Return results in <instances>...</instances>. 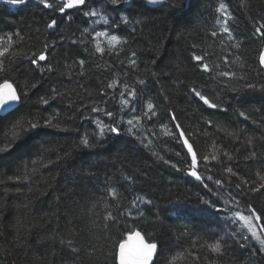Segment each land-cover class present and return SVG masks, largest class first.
<instances>
[{
  "label": "trees",
  "instance_id": "16d2710c",
  "mask_svg": "<svg viewBox=\"0 0 264 264\" xmlns=\"http://www.w3.org/2000/svg\"><path fill=\"white\" fill-rule=\"evenodd\" d=\"M144 1L113 5L109 0H86L82 7L63 13L45 8L40 0H27L16 8L0 4V38L12 36L17 41L13 47L22 49L9 71L0 73V83L7 78L19 93H27L11 117L12 126L20 124L24 130L17 128L20 136L14 145L0 152V264H118V243L126 234L122 237L119 228L111 227L104 216L109 210L115 213L130 208L137 197L151 201L140 205L148 219L129 220V224L134 223L147 240L157 242L153 264H170L181 253L184 259L176 264H264V252L247 229L241 228L243 222L227 218L234 211L248 215L250 206L261 216L255 223L264 225V190L237 194L235 185L241 181L231 177V183L221 191L237 195L240 208L229 205L228 212L186 216L184 210L204 206L201 196L216 198L186 174L190 156L170 119L174 113L198 158L219 150L221 163L210 161V171L202 163L198 169L202 175L227 180L223 168L231 166L249 182H260L259 176H264V68L259 58L264 53V37L255 28L264 24V0H165L156 7ZM221 2L235 17L228 27L240 43L238 49L217 23L225 18L217 12ZM173 3L178 6L172 7ZM89 11L106 16L109 25L99 16L86 15ZM124 17L128 23L123 22ZM53 18L57 28L48 29ZM85 28L107 29L127 44L119 55L109 54L106 40L101 38L106 49L101 57L91 36H82ZM213 31L218 33L216 37L211 35ZM82 39L86 42H79ZM45 43L55 45L48 49L51 72H42L31 63V53L43 50ZM132 52L136 53L135 66L130 64ZM194 55H202L210 66L218 67L204 73L194 66ZM79 59H85L83 74L76 63ZM220 71L234 72L235 77H218ZM114 74L121 84L135 87L137 113L149 99L156 105L157 116L142 122L144 144L126 134V123L120 125L119 135L106 131L100 138L94 135L98 132L95 118L106 125L112 121L89 108L77 111L82 104L91 107L90 101L99 104L105 99L103 89L109 96L108 103L101 106L129 118L131 111L119 112V101L112 98L120 89L113 93L106 87ZM137 79L145 83L140 85ZM33 83L35 87H31ZM249 83L256 87H247ZM192 88L217 107L204 104ZM53 89L59 93L55 98ZM41 97L49 103H41ZM85 115L94 119L86 120ZM54 117L67 130L28 128V121L43 123ZM161 125H167L173 134L165 135L167 129ZM0 127L3 147L10 129L4 121ZM85 134L94 141L93 146L85 148L80 143ZM253 151L256 155L249 159ZM208 183L211 186L212 182ZM112 187L120 194L118 203L108 194ZM224 206V201L217 205ZM234 232L250 237L248 247L239 246L244 242L239 235L230 238ZM220 236L228 245L224 255L203 247ZM196 256L199 259L193 260Z\"/></svg>",
  "mask_w": 264,
  "mask_h": 264
},
{
  "label": "snow or ice",
  "instance_id": "6c2138e0",
  "mask_svg": "<svg viewBox=\"0 0 264 264\" xmlns=\"http://www.w3.org/2000/svg\"><path fill=\"white\" fill-rule=\"evenodd\" d=\"M5 3L11 4V5H19V4H25L27 3V0H4ZM86 0H53V2H49V0H40V3L44 5L45 8L48 9H55L61 13L65 11V9L74 8L77 6H83L85 4ZM109 2L113 5H119L120 3H131V0H109ZM149 4H162L165 2V0H147ZM172 7L178 6V3H173L171 5ZM217 12L220 13L221 17H225L224 19H218L217 23L221 25V32L227 34V39L229 41H236L232 45V47L239 48L240 43L237 40V38L233 35V31L228 27L229 21H233L235 23V17L233 14L228 10V6L221 2L219 4V7L217 8ZM86 15L90 17H97L99 16L100 19L103 21L104 25H109V20L106 16L102 15L101 13H98L97 11H89L86 13ZM124 23H128L127 17L122 18ZM136 23H140L139 20L136 21ZM48 29H56L57 28V20L55 18L51 19V21L47 24ZM264 24H261L259 27L255 28V32L258 33L260 36L264 37ZM15 35L19 38V41H23V37L19 33H15ZM211 35L213 37H216L218 33L216 31L211 32ZM82 36H91V40L94 43V49L96 53H99L101 57L105 54V47L101 46V38H104L106 40L107 44V51L109 54H116L119 55V51H122L123 45L127 44V40L120 37L117 34H110V32L105 29L102 31H95L90 30L88 28L83 29ZM78 41L74 40L73 43H77ZM79 42L84 43L85 40H79ZM17 43V41H13L12 36H7L6 38H0V73L8 72L13 60L20 56L22 53V49L14 48L13 45ZM49 47L55 48L54 44H48L45 43L43 50L37 52L31 53V63L35 65L37 68H39L42 72L43 71H53L51 63L48 60V57L50 53L48 52ZM136 53H131L130 58V64L132 66H135ZM196 64L195 67L199 68L204 73H212L214 67H218V65L210 66L208 62H205V57L202 55H194L193 57ZM239 59V58H238ZM260 64L262 68H264V53L260 55ZM43 62V63H42ZM225 62L227 60L225 59ZM76 63L79 65L80 68V74H83V68L85 65V59H79L76 61ZM154 63V61H153ZM216 75L218 77H228L232 78L235 77L234 72H228V71H220L217 72ZM240 79H243V77H240ZM136 83L143 85L145 81L143 79H137L135 81ZM249 88H255V84H247L246 85ZM31 87H35V84L33 83ZM107 88H110L113 90V93L116 92V89L119 88L120 91L118 95H113V99H118L120 108L119 112H124L126 109L131 111V116L127 118L126 120L122 115H117V112L110 111L106 107H102L101 105H106L108 103L107 97L109 96V93L101 90V95L105 97V99L101 100L99 104H97L95 101H90V104L92 105L90 107L89 104H82L77 111L83 112L84 108H89L90 112L92 113H102L104 116L108 117L109 120L112 121L110 124H104L99 118H95V123L98 127V132L94 135L99 136L100 138H103L105 135V132L109 133H115L117 135L120 134V125L126 123L128 125L126 129V134L135 136L136 139L140 140V143L144 144V140L141 139L140 133L143 130L142 122L146 120H152L153 117L157 116V110L156 105L151 101V99L147 100L144 104V109L137 113V107L133 103L137 99V92L135 87L124 83L121 84L118 77H115L112 79L110 83L107 84ZM191 91L195 94L196 97H199L200 100L204 102V104L208 105L211 108H216L217 105L215 103H211L208 98L204 95H202L201 91L197 90L196 88H192ZM59 93L56 92L55 89H53V98H55L56 95ZM26 92H17V88L13 86V83H11L7 78L3 80L2 83H0V121H4L9 126L10 129V138L7 143L3 145V147H0V152L8 151L11 149V147L14 145L15 141L20 136V131H17V128H20L21 131H23V126L20 124H17L16 126H12L11 124V117L13 113L18 111V105L22 104L23 101L21 99L22 96H26ZM41 103L47 105L49 103V99L46 97L40 98ZM241 116H245L244 112L240 113ZM56 119V123H53V119ZM49 118L43 123L40 122H34V121H28L27 125L28 128L36 129L38 127H54L61 130H67L65 126H63L59 122L58 117ZM245 118H247L245 116ZM84 119L86 120H92L94 119L91 116L85 115ZM170 119L174 122V127L178 130V138H182V144L186 148V155L190 156V159L187 162V169L186 174L188 176L193 177L196 181L200 182V185L203 189L206 190V194L210 197L216 198L215 201L212 199H207L204 196L200 197V201L203 207H200L199 209H193V210H184V214L186 216H192L195 217H205V216H212L214 215L213 210L215 212H228L229 205H232L236 208H240V200L237 198V195H233L232 192H227L225 194L221 190L225 188V185L227 183H231V177H236L238 181H241L240 183H236L235 189L237 194L245 192H251V193H259L262 190H264V176H259V183L253 181L249 182L246 178L241 177L239 173L234 170L231 166H227L223 168V171H225L228 174L227 180L222 179H213V176L208 175L204 176L200 173L198 170L200 165L203 163L205 165V170L210 171L211 169L208 167V164L210 161H216L217 163H221L220 156L218 154L219 150H216L215 152L209 153L208 155L203 156L202 158H198L197 151L194 149L193 143L189 142L188 137L185 136L183 129H181V126L179 122L177 121V118L175 114H170ZM209 124H211V121H208ZM162 128L167 129L165 132V135H172L170 129H168L167 125H161ZM0 131H3V128L0 127ZM153 135H156L155 132L152 133ZM80 143L85 147H91L94 144V141H90V138L87 134H85L81 140ZM145 147H148L147 144L144 145ZM213 148H215V144L213 143ZM156 154V153H154ZM177 156L180 155L179 152L176 153ZM223 155L227 157L228 160H231L232 157L227 153L224 152ZM256 153L253 151L251 155L248 157L249 159L254 158ZM160 159H163V157H159ZM60 158L57 157V160ZM51 163V161H49ZM165 163H169V161H165ZM45 167L48 165L45 164ZM172 167L177 168L175 164L172 165ZM177 170H180L177 168ZM35 171V169H33ZM17 181H19V178L17 177ZM208 181H211V186L209 185ZM2 182V181H0ZM131 182V181H130ZM243 185V187H242ZM255 185V186H253ZM108 194L113 198V200L119 202L120 194L118 193L117 189L115 187L108 189ZM224 201V207H217V205ZM141 204H151L150 200H146L143 197H137L131 202L130 208L123 209L120 208L115 213L111 210L106 212V215L104 216V219L106 221L111 222V227H117L119 228L122 237L125 236L126 238H122L118 243V249H119V264H153L154 257L157 256V250H158V244L155 241H149L145 240L144 236L141 234V231L137 230L136 225L133 223L131 226L129 224V220L131 221H145L147 220V216L145 215L144 210L140 207ZM106 208H111V205H106ZM248 215H244L242 211H234L231 212L229 219H231L234 223L237 221H242L243 224L241 225V228H246L248 233H250V237L254 239L258 244L260 245L259 251L264 252V225H257L253 223V221H260L261 216L256 214L255 209L251 208L250 206L247 209ZM123 218V219H122ZM122 225V226H121ZM109 225H106L108 227ZM185 229H187V225L184 226ZM260 228V231H257V228ZM184 234H187L185 231ZM236 235L240 236V239L244 241L243 243H240L239 246L241 248L248 247V241L250 237L248 235H244L242 232L236 233L234 232L232 234L233 238ZM203 247H206L208 251L211 253H214L216 255H224L225 248L228 247L227 242L223 236H220L218 239L213 240L210 243H206L203 245ZM95 251V250H93ZM255 249H253V254H255ZM191 255V254H189ZM178 259H184V254H178L177 256H174L172 260L170 261V264H176V260ZM199 256L193 257V260H198Z\"/></svg>",
  "mask_w": 264,
  "mask_h": 264
},
{
  "label": "water",
  "instance_id": "95a60500",
  "mask_svg": "<svg viewBox=\"0 0 264 264\" xmlns=\"http://www.w3.org/2000/svg\"><path fill=\"white\" fill-rule=\"evenodd\" d=\"M147 5H149V6H151V7H156V6H160V5H163L164 3H162V4H149L148 2H147V0H145L144 1ZM0 4H5V5H7L8 7H11V8H15V7H19L21 4H19V5H11V4H7V3H5L4 2V0H0ZM80 7H82V6H77V7H74V8H70V9H75V8H80ZM12 83V82H11ZM13 86L15 87V85L13 84ZM17 92H18V90H17ZM19 93V92H18ZM20 105H18V107H19ZM142 235H143V233H141ZM144 236V235H143ZM144 238H145V240H147L146 239V237L144 236ZM154 259H155V257H154ZM154 259H153V262H154ZM118 264H119V249H118Z\"/></svg>",
  "mask_w": 264,
  "mask_h": 264
},
{
  "label": "rangeland",
  "instance_id": "374dc122",
  "mask_svg": "<svg viewBox=\"0 0 264 264\" xmlns=\"http://www.w3.org/2000/svg\"><path fill=\"white\" fill-rule=\"evenodd\" d=\"M244 214V213H243ZM244 215H246V214H244ZM253 223H255V221H253ZM256 224V223H255ZM257 231H258V228H257Z\"/></svg>",
  "mask_w": 264,
  "mask_h": 264
},
{
  "label": "bare ground",
  "instance_id": "6f19581e",
  "mask_svg": "<svg viewBox=\"0 0 264 264\" xmlns=\"http://www.w3.org/2000/svg\"><path fill=\"white\" fill-rule=\"evenodd\" d=\"M21 6V5H20ZM16 8V7H15Z\"/></svg>",
  "mask_w": 264,
  "mask_h": 264
}]
</instances>
